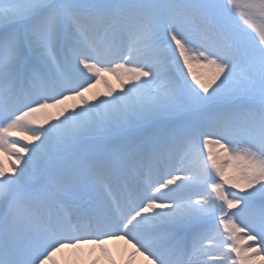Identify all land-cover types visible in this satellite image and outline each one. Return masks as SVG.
<instances>
[{
    "label": "snow or ice",
    "instance_id": "6c2138e0",
    "mask_svg": "<svg viewBox=\"0 0 264 264\" xmlns=\"http://www.w3.org/2000/svg\"><path fill=\"white\" fill-rule=\"evenodd\" d=\"M0 264H264V0H0Z\"/></svg>",
    "mask_w": 264,
    "mask_h": 264
},
{
    "label": "bare ground",
    "instance_id": "6f19581e",
    "mask_svg": "<svg viewBox=\"0 0 264 264\" xmlns=\"http://www.w3.org/2000/svg\"><path fill=\"white\" fill-rule=\"evenodd\" d=\"M112 84L115 85L117 91L120 90V85H119V84L116 85L115 82L112 83ZM104 92H105V85H104L103 83L97 85L96 88L92 90V92H90V93L87 94L88 99H89V102H95V101H93V99H92L93 94H99L100 97H102ZM66 104H67V106H68L69 108H71L74 104L77 105V106H79V105H78V102L71 101V100H70V101H67ZM49 111L52 112L53 115H54L55 112H56V110H54V109H53V110H49ZM45 126H46V125H45ZM205 154H206V153H205ZM112 247H113L114 252H116V251L118 250V248H121V247H122V245H112ZM67 254H70V253H65L64 255L70 257L71 254H70V255H67Z\"/></svg>",
    "mask_w": 264,
    "mask_h": 264
},
{
    "label": "rangeland",
    "instance_id": "374dc122",
    "mask_svg": "<svg viewBox=\"0 0 264 264\" xmlns=\"http://www.w3.org/2000/svg\"><path fill=\"white\" fill-rule=\"evenodd\" d=\"M107 79H109L111 81V83H116V85H118L119 83L116 81V78L114 76H108ZM67 255H70V254H67Z\"/></svg>",
    "mask_w": 264,
    "mask_h": 264
}]
</instances>
